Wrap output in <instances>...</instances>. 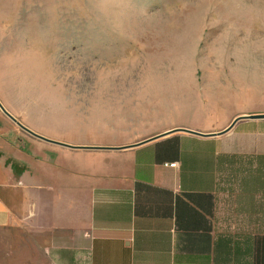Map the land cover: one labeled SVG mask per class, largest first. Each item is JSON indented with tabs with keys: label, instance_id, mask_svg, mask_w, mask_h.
Here are the masks:
<instances>
[{
	"label": "crops",
	"instance_id": "crops-1",
	"mask_svg": "<svg viewBox=\"0 0 264 264\" xmlns=\"http://www.w3.org/2000/svg\"><path fill=\"white\" fill-rule=\"evenodd\" d=\"M198 132L58 144L0 112V264H264V118Z\"/></svg>",
	"mask_w": 264,
	"mask_h": 264
},
{
	"label": "rangeland",
	"instance_id": "rangeland-1",
	"mask_svg": "<svg viewBox=\"0 0 264 264\" xmlns=\"http://www.w3.org/2000/svg\"><path fill=\"white\" fill-rule=\"evenodd\" d=\"M0 103L57 139L221 131L264 114V0H0Z\"/></svg>",
	"mask_w": 264,
	"mask_h": 264
},
{
	"label": "water",
	"instance_id": "water-1",
	"mask_svg": "<svg viewBox=\"0 0 264 264\" xmlns=\"http://www.w3.org/2000/svg\"><path fill=\"white\" fill-rule=\"evenodd\" d=\"M0 110L7 116L9 117L18 127H20L22 130H24L25 132L29 133L30 135L34 136V137H37V138H40L42 140H46V141H52L38 133H35L33 132L32 130H30L29 128H27L26 126L22 125L19 121H17L10 113H8L5 108L1 105L0 103ZM246 118H264V114H249V115H241V116H237L235 118H233V120L224 128L222 129L221 131L217 132V133H223V132H226L227 130H229L232 125L238 121V120H241V119H246ZM173 130H180V131H186V132H191V133H196V134H201L200 132L198 131H193V130H189V129H173ZM164 134V133H163ZM52 142H55V143H58V144H63V143H60V142H56V141H52Z\"/></svg>",
	"mask_w": 264,
	"mask_h": 264
},
{
	"label": "built area",
	"instance_id": "built-area-1",
	"mask_svg": "<svg viewBox=\"0 0 264 264\" xmlns=\"http://www.w3.org/2000/svg\"><path fill=\"white\" fill-rule=\"evenodd\" d=\"M167 165L170 166V167H176L177 166V162L167 163Z\"/></svg>",
	"mask_w": 264,
	"mask_h": 264
}]
</instances>
